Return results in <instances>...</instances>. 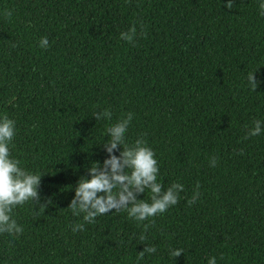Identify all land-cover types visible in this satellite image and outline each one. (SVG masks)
I'll use <instances>...</instances> for the list:
<instances>
[{
	"label": "trees",
	"instance_id": "16d2710c",
	"mask_svg": "<svg viewBox=\"0 0 264 264\" xmlns=\"http://www.w3.org/2000/svg\"><path fill=\"white\" fill-rule=\"evenodd\" d=\"M227 2L0 0V115L15 121L11 156L44 175L40 203L51 201L13 210L23 233L0 234V264H264L262 0ZM133 26V42L121 39ZM105 109L111 119L93 117ZM129 112L126 142L143 135L164 189L183 185L178 203L150 218L146 241L149 220L123 210L73 232L76 183L108 158L106 128ZM255 120L261 134L244 139ZM146 245L156 252L137 262Z\"/></svg>",
	"mask_w": 264,
	"mask_h": 264
},
{
	"label": "clouds",
	"instance_id": "9594fccd",
	"mask_svg": "<svg viewBox=\"0 0 264 264\" xmlns=\"http://www.w3.org/2000/svg\"><path fill=\"white\" fill-rule=\"evenodd\" d=\"M227 9L233 8L232 0H228L225 5ZM259 15L264 17V0L259 4ZM4 16L11 19L12 11L5 10ZM136 35L135 26L127 32H122L120 38L132 43ZM39 46L46 49L49 46L47 37H42ZM15 47V45H13ZM258 70V69H257ZM252 71L247 74V81L250 89L255 91L261 81L254 78ZM112 113L105 109L101 112H94L96 120H109ZM131 112L122 116L115 124L106 128L107 142L102 144L104 151L108 153V158L99 162H92L86 171L87 178L81 176L74 188V197L69 202V208L73 216H82L84 223L72 225V231H84L85 223L92 224L95 218L108 214L112 211H126L127 216L136 222L149 220V224H143V230L139 235L140 241H146L145 234L151 225L155 224L154 219H150L165 213L169 207L178 203L179 193L183 191V185L172 183L167 189L158 181V161L154 151L147 146L143 135L138 137L133 143L126 142L125 134L132 120ZM262 132V122L255 120L253 127L248 129L243 137L247 139L260 135ZM16 135L15 121L7 114L0 115V234H7L16 237L23 233V228L16 219L13 218V210L17 206L32 202L33 206L39 205L46 208L50 200L40 203L39 188L41 177L44 175L32 173L21 166L20 160L11 156V142ZM110 138V139H109ZM114 150L119 151L115 155ZM239 150L238 154H242ZM217 159H210V167H215ZM199 188V183L196 189ZM148 190L151 195L148 201L137 199V195ZM199 191L194 190L193 196L189 199V205L199 198ZM156 252L154 245H146L144 249L137 252V262L143 260L145 255ZM184 253L181 248L170 249L169 256L173 259ZM208 264H216L215 257L208 259Z\"/></svg>",
	"mask_w": 264,
	"mask_h": 264
}]
</instances>
